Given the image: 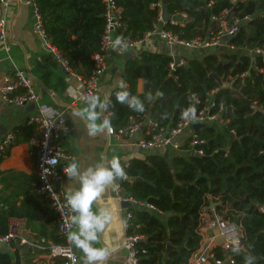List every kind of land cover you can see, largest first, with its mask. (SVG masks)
I'll return each instance as SVG.
<instances>
[{
	"label": "trees",
	"instance_id": "16d2710c",
	"mask_svg": "<svg viewBox=\"0 0 264 264\" xmlns=\"http://www.w3.org/2000/svg\"><path fill=\"white\" fill-rule=\"evenodd\" d=\"M115 1L122 15L113 31L115 36L134 40L157 22L158 6L152 3L158 0ZM35 2L49 43L68 68L82 78L88 77L104 29L102 0ZM164 3L170 14L186 13L182 23L168 20L164 24L181 37L205 38L215 32L221 19L232 23L234 18H239L229 43L235 47L264 48V0H164ZM171 60L169 53L149 49H142L125 60L128 90L144 101L145 111L136 112L117 102L115 93L120 89L114 87L107 98L106 116L115 129L125 126L130 118L140 121L146 116L158 126L173 125L190 106L189 97L193 93L200 99L196 104L198 111L211 89H215L212 95L215 105L210 111H218L219 103L231 106V110L223 111L227 122L220 129L203 125L195 131L203 141L190 145L191 136L186 138L182 145L184 152L174 153L169 159L149 153L146 159L133 157L122 163L127 178L119 182L121 195L155 207V212L141 206L130 208L127 233L138 235L135 242L138 264H188L189 256L200 245L202 208L211 202H215L225 219L242 225L245 245V250L239 252L233 251V245L226 250L214 246V255L218 258L231 255L238 264H245L246 256L255 255L257 264H264V212L257 209L258 204L264 203V53L251 56L207 51L201 56L188 57L185 63L173 68ZM212 72L223 81L230 80L231 85H219L210 75ZM139 78L143 81L141 91L137 90ZM24 90L19 87L13 93ZM149 93L151 101L147 99ZM252 103L257 107L252 108ZM164 114L167 118H162ZM21 129L11 132L13 139L0 154V161L12 144L30 138L31 131L24 129L21 134ZM196 150L207 157L194 155ZM37 183L35 192L27 195L22 207L9 201L0 188V235L8 231L11 216L29 218L27 201L42 195L36 192ZM45 199V208L53 210ZM159 212L166 213V221L161 220ZM59 241L61 238L56 239ZM168 242L172 247L166 250ZM14 243L11 240L10 244ZM14 255L16 251L0 248V264H19Z\"/></svg>",
	"mask_w": 264,
	"mask_h": 264
},
{
	"label": "crops",
	"instance_id": "0c3cea01",
	"mask_svg": "<svg viewBox=\"0 0 264 264\" xmlns=\"http://www.w3.org/2000/svg\"><path fill=\"white\" fill-rule=\"evenodd\" d=\"M160 1L162 12L165 3L164 0ZM3 13L7 19L6 29L10 44V57H7L4 51L0 50V84L4 76L7 75L12 78L14 69L20 68L32 78L33 87L38 94V100L34 103V107L29 106V103L19 106L12 105L0 98V140L6 133L12 132L18 127L22 128L21 134H24V129L27 132L28 129L31 131L28 140L12 144L8 148V154L0 161V188L4 190L3 194H6L9 201L13 202L15 206L22 207V202L27 195L35 192L34 188L37 183L35 162L40 131L33 118L40 114L62 113L69 125V129L61 136V142L68 157L61 161L59 164L60 169L65 167L72 159L78 160L80 164L87 167L98 162L107 164L114 156H118L121 162L125 164L133 157L146 159L149 153L162 154L169 159L174 153L185 151L184 149L175 150L170 145L157 149L138 145L136 140L145 134L144 126L141 131H137L124 140L116 139L107 129L95 136H89L86 127L87 122L72 115L74 111L86 107L87 101L79 99L84 89V83L79 78L80 75L70 68L62 67V61L47 44V47H45L42 39L33 32L32 11L28 4L23 0H11L7 7L3 8ZM181 13H168V19L166 21L161 19L160 24L164 26L170 19L181 20ZM227 39L218 46L194 50L180 47L172 48L158 37L145 38L135 48L126 51H121L118 47L113 46L108 55L106 71L100 77L95 95H99L104 100L116 87L117 81L123 80L125 82V60L142 49L166 52L172 58L182 56L186 59L201 56L202 53L207 51L215 53L231 51L251 56L256 53L254 48L246 46L230 47L227 45L229 43ZM127 54L128 57L125 56ZM222 82L225 83L223 86H230L231 84L230 80H222ZM142 87L143 81L139 78L137 90L141 91ZM73 93L76 95L74 96ZM104 115L106 116L107 113ZM145 118H148V116ZM226 122L227 120L221 121L219 119L205 125H213L220 129ZM187 135L188 132L185 130L180 136L184 138ZM126 178L125 175V178L117 179L116 185ZM59 186L66 191L67 187L75 188L78 187V184L69 181V178L64 174L59 180ZM120 189V185L115 189L108 186L94 204V210L105 205L114 209L113 219L99 233V241L96 245L98 247L106 246L110 249L107 264H122L125 262L128 255L125 242L129 234L127 233L128 226L125 227L124 222L129 221L130 217L127 213L131 207H140L138 203L130 199L127 200L129 204L125 205L123 199L118 196L119 194L124 197L121 195ZM40 197L27 201L29 203L27 210L29 218L11 216L19 218L23 223L21 236L25 237L28 242H20L19 239H14V244H2L0 248L7 249L10 252L16 251L17 255H14V258L18 257L19 264H64L62 257L49 254L47 246L42 247L36 244L37 242L40 243L41 238L45 239L44 245L51 241L56 242L57 238H61L56 213L54 210L45 208L43 201L45 198L43 199L42 195ZM211 204L203 208L205 210L202 211L203 221L211 216L208 211ZM150 210L155 212L153 209ZM159 216L161 220L166 221V213L159 212ZM215 233L216 238L211 242L212 247L220 246L224 236L217 233L215 226H207L203 231L204 235H202V238H207V234L213 236ZM73 246L79 256V264H83V251L75 245ZM196 252L197 250L189 256L188 264H198L195 256ZM224 255L226 256V254Z\"/></svg>",
	"mask_w": 264,
	"mask_h": 264
},
{
	"label": "built area",
	"instance_id": "2783aa9c",
	"mask_svg": "<svg viewBox=\"0 0 264 264\" xmlns=\"http://www.w3.org/2000/svg\"><path fill=\"white\" fill-rule=\"evenodd\" d=\"M11 0H0V50L4 51L7 57H10V44L7 39V19L3 13V8L7 7L8 3ZM26 4L31 7L32 11V30L35 32L48 47L56 54V56L62 61V64L68 68L65 60L57 53L55 47L49 43L46 38L45 31L42 24V18L35 0H23ZM104 4V29L101 35L100 40V50L96 52L93 56L95 60L94 67L88 77L82 78L84 83V89L79 96L81 101H87V97L90 95H95L97 91L100 77L106 71L107 60L110 49L114 46L115 40L119 37L122 38L123 43L126 45L123 51L130 50L135 48L139 43H141L145 38L158 37L163 40L170 47H180L189 50L194 49H207L209 47L218 46L223 44V41L226 40L228 35H233L240 22L239 18H234L232 23H228L226 19L220 20V25L211 33L209 36L203 38L200 36H194L191 38H184L176 34L170 29L165 28L160 24L161 19V1L158 0L153 2L152 5L158 6V15L157 22L146 32L143 36L134 40H128L126 37L115 36L113 31L116 26L120 24V19L122 17L120 13V8L116 4L115 0H102ZM216 18V16H213ZM245 17H248L246 15ZM187 18L186 13H181V20L170 19V22H182ZM228 40V39H227ZM230 47L234 45L228 43ZM120 49V47H118ZM254 52L263 54L264 48L256 47ZM186 58L180 56L177 58H172L170 62V67H175L185 63ZM245 73L241 72L240 76H243ZM126 83V82H125ZM231 85V84H230ZM34 84L32 78L20 68H15L13 71V77L4 76L2 83L0 84V98L5 102L12 105H25L28 103H35L38 100V94L34 89ZM23 87L25 90L23 92H14L16 88ZM215 89H211L208 94V97L205 100V104L197 111V120L196 121H185L182 118L173 125L167 126H158L154 121L149 117L144 118L143 120L136 121L133 118H130L129 123L125 126L115 129L111 126V131L107 130L110 134H113L116 139L124 140L128 139L130 136L135 134L137 131H141L144 126L145 134L137 139V144L146 147V148H162L165 145H170L175 150H181L182 145L184 144L186 138L191 136L189 141L190 145L197 143L198 141H203L198 138L195 133L193 125L195 123L211 124L215 120H227L223 119V111L227 107L222 103L218 105V111H210L211 107L215 105L212 95ZM194 94V93H193ZM108 97L104 98L107 100ZM199 103L200 99L198 98ZM198 104V103H197ZM252 108H256L257 104L252 103ZM39 127L40 135L37 140V155L35 162V171L37 175V192L42 194L45 198L50 201V204L56 213L58 230L62 238V241L54 242L51 241L44 245V238H41L40 243H36L39 246H47L49 254L52 256H60L64 259V264H79V256L73 248V244L68 240V224L70 211L66 207V201L64 198V190L57 186V181H59L62 176L65 174L62 167L59 168L61 161L68 157L64 146L61 142V136L69 129V125L64 118L62 113H56L52 115H38L33 118ZM200 126V127H201ZM187 130L188 135L184 138H181V134ZM13 139V134L11 132L6 133L0 140V154L4 151L6 145L11 142ZM183 150V149H182ZM201 152L200 150H196ZM52 186V191L48 190V186ZM119 187V184H117ZM53 192L56 194V198H53ZM124 200H131L138 203L140 206L153 209L155 207L153 204L145 201H136L130 197H121ZM211 207L208 209L211 216L209 219L203 221L202 211L205 210L202 208L200 214V225L199 231L201 234L200 245L196 252V260L198 264H238L236 260L231 255H226L223 258H218L213 253V247L211 242L216 238V233L212 235H206L207 238H202L203 231L207 226H215L217 228V233L224 236L223 241L220 246L223 249L229 248L231 245L236 246L233 241H239V249L245 250L244 240H243V228L242 225L235 220H228L223 217V214L215 207V202H211ZM58 207H64V217L59 211ZM258 211L264 212V203L258 204ZM128 217L131 216V212L128 211ZM129 224L128 220L124 222V226L127 227ZM74 228V227H73ZM23 230V223L17 217L9 218V228L5 234L0 235V245L10 244L11 240L19 239L20 242H28L25 237L21 236V231ZM72 230V229H71ZM138 239V235H128L125 246L128 251L127 258L122 264H138L137 258V249L135 242ZM35 244V245H36ZM227 262V263H226Z\"/></svg>",
	"mask_w": 264,
	"mask_h": 264
},
{
	"label": "clouds",
	"instance_id": "9594fccd",
	"mask_svg": "<svg viewBox=\"0 0 264 264\" xmlns=\"http://www.w3.org/2000/svg\"><path fill=\"white\" fill-rule=\"evenodd\" d=\"M114 47H120L123 51L126 45L122 38L118 37ZM116 86L120 89L115 93L117 102L127 105L136 112L145 111L144 101L138 95H133L123 80L117 81ZM73 95L76 94L73 93ZM147 99L152 100L151 93L148 94ZM189 101L190 106L182 111L181 118L185 121H196L198 97L192 94ZM108 108V100H102L99 95H90L87 97L86 107L74 111L72 115L85 120L88 135L95 136L105 129L111 131V119L104 115ZM162 118H167V114H164ZM63 171L69 181L78 184V187H67L64 191L66 207L70 211L68 240L83 251V264H107L110 249L96 245L99 241V233L113 219L114 209L105 205L94 210V204L108 186H112L113 189L117 187V179L126 175L125 168L120 158L114 156L107 164L98 162L87 167L80 164L78 160L72 159ZM48 190L52 191L51 185L48 186ZM53 198H56L55 192H53ZM58 209L63 218L64 207H58ZM73 227L75 230H71ZM233 243L236 245L233 251L239 252V241L234 240ZM245 264H257V257L246 256Z\"/></svg>",
	"mask_w": 264,
	"mask_h": 264
},
{
	"label": "water",
	"instance_id": "95a60500",
	"mask_svg": "<svg viewBox=\"0 0 264 264\" xmlns=\"http://www.w3.org/2000/svg\"><path fill=\"white\" fill-rule=\"evenodd\" d=\"M161 17H162V19L164 21H166L168 19V12H167V7H166L165 4L162 7ZM230 37H231V35H228L226 38H230ZM42 42H43L44 46L47 47V45L44 42V40H42ZM125 56L128 57V54L125 55ZM62 67H64V65H62ZM210 75H212L217 80V82L219 83V85H221V86L222 85H225V83L222 82V79L218 75H216L214 72H212ZM29 106H33L34 107V103H29ZM230 110H231V106H227V111H230ZM201 125H202L201 123H195L193 125V127H194L195 130H197ZM194 155H196V156H202V157H207L205 155H202V153L199 152V151H194ZM123 178H125V177H123ZM123 178H120V179H123ZM57 186H59V181H57ZM123 201H124V204L125 205H128L129 204V202L127 200H124L123 199ZM171 247H172V244L170 242H168L167 243V249L166 250L170 249ZM73 248H74V246H73Z\"/></svg>",
	"mask_w": 264,
	"mask_h": 264
}]
</instances>
